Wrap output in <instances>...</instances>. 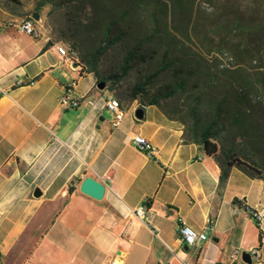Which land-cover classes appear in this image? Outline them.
Instances as JSON below:
<instances>
[{
  "label": "crops",
  "instance_id": "0c3cea01",
  "mask_svg": "<svg viewBox=\"0 0 264 264\" xmlns=\"http://www.w3.org/2000/svg\"><path fill=\"white\" fill-rule=\"evenodd\" d=\"M22 12L0 5V264H264V214L258 226L248 211L264 212V178L234 166L222 182L221 153L209 155L157 105L121 100L115 127L97 76L59 54L50 25L38 20V37L9 25ZM74 80L85 98L65 108L60 96ZM135 133L151 139L153 157ZM89 175L107 185L103 198L80 189ZM141 204L153 225L135 217ZM181 217L198 231L214 226L190 246Z\"/></svg>",
  "mask_w": 264,
  "mask_h": 264
},
{
  "label": "trees",
  "instance_id": "16d2710c",
  "mask_svg": "<svg viewBox=\"0 0 264 264\" xmlns=\"http://www.w3.org/2000/svg\"><path fill=\"white\" fill-rule=\"evenodd\" d=\"M241 1L43 0L36 11L47 2L67 5L71 29L64 38L81 71L106 84L136 72L128 96L181 121L209 155L220 152L224 182L234 166L264 178V40L252 42L264 32V20L241 10ZM118 49V62L104 69ZM168 73L172 82L153 93L151 87ZM259 237L262 246L263 230Z\"/></svg>",
  "mask_w": 264,
  "mask_h": 264
},
{
  "label": "rangeland",
  "instance_id": "374dc122",
  "mask_svg": "<svg viewBox=\"0 0 264 264\" xmlns=\"http://www.w3.org/2000/svg\"><path fill=\"white\" fill-rule=\"evenodd\" d=\"M42 1L43 0H0V5L6 8H11L12 10H15L16 12L24 10V12H22V15L20 16V19H22V18H26V17L33 15L35 12H38L36 10L39 9V3ZM241 2H242L241 10H245L246 12H248V14L254 13L257 15V17L261 21L264 20V1L263 0H242ZM57 3H59V5H56L55 3L47 2L45 7H43L42 10L38 12L41 15V18L39 19V21L43 20L44 23L50 25L53 30L52 32L56 34V37L58 38V40L59 41L62 40L63 42H66L68 44V42L64 38V32L67 33L71 29L68 23L67 17H66L67 5H61L60 2H57ZM32 4H34L33 6H36L34 9V12H31V10L28 11V9H25V8L30 7ZM203 6L207 9V11L212 10V7L207 4H204ZM85 13H86L85 11L78 12V14L83 17ZM200 35L203 36L204 34H200ZM259 35L261 37H259ZM259 35L253 36L254 38V39L252 38L253 44H257L259 42L261 43L264 40V32H261ZM78 37H81L82 39H84L85 33H81L80 35H78ZM217 40H218V37L213 36V42ZM205 41L208 42L207 40ZM85 45L87 46V44ZM110 54L111 55L109 59L107 60V65L103 66L104 69H106V66L110 68L111 63L112 64L117 63L118 62L117 60L121 57V51L119 49L111 51ZM209 56L211 58L213 55H209ZM136 75L137 73L134 72L132 74V77L130 78L128 77L123 82L121 81L118 84L108 82L107 83L108 86L105 89L98 88L97 90L100 91L101 93L103 92L107 93V96H115L119 98L120 100L133 102L135 100H133L130 96H128V92H129L128 90L130 88L129 86L130 82L132 80H135ZM172 80H173V77H171V74L168 73V74L162 75L161 77L158 78L155 85L151 87V91L153 93H159L161 88L171 83ZM165 99H169V98H165ZM137 101L140 103L139 100ZM165 102L170 104L169 100ZM170 105H173V103ZM148 111H151V109L149 108ZM182 111L185 115H187L188 113L187 106L184 105V107H182Z\"/></svg>",
  "mask_w": 264,
  "mask_h": 264
},
{
  "label": "built area",
  "instance_id": "2783aa9c",
  "mask_svg": "<svg viewBox=\"0 0 264 264\" xmlns=\"http://www.w3.org/2000/svg\"><path fill=\"white\" fill-rule=\"evenodd\" d=\"M17 28L19 31L30 34L32 36L38 37L40 35V27L38 25V21L33 17V15L22 18L18 20L17 22H13L12 24H9ZM66 49H69V46L66 42H61L58 44L57 50L60 55L66 57ZM72 61V64L74 61L73 58H70ZM229 60H232V57L228 58ZM77 86V82L74 80L73 83L66 86L64 93L60 96V102L65 108H75L80 106L81 102L84 100L85 96L83 95H74V90ZM89 104H93L94 100L89 99ZM105 107L110 109L113 112V120L112 124L117 127L120 125L124 118L125 110L124 108L116 107L115 104H113L112 96H107L105 99ZM132 142L133 144L139 149V150H145L147 153H149L150 157H153L156 154V148L153 145L151 139L147 136H145L142 133H135L132 136ZM250 212L260 219L264 212L258 211L257 209H253L251 207H248ZM134 215L136 218H138L141 222L146 224H152V214L150 213L149 208L146 204H141L136 209L133 210ZM213 220L209 219L206 223L205 229L203 231H198L195 228H193L191 225L187 223V221L181 217L179 219L177 232L180 236V238L185 241L188 245L193 246L196 245L199 241L206 240L208 238V233L210 230L213 229ZM253 253L259 257L260 256V249L255 248ZM233 258L237 257V253L232 254ZM104 264H115V262H105Z\"/></svg>",
  "mask_w": 264,
  "mask_h": 264
},
{
  "label": "water",
  "instance_id": "95a60500",
  "mask_svg": "<svg viewBox=\"0 0 264 264\" xmlns=\"http://www.w3.org/2000/svg\"><path fill=\"white\" fill-rule=\"evenodd\" d=\"M33 17L36 20H39L40 19V13L35 12L33 14ZM73 65L75 67L80 66V64H78L77 62H73ZM106 86H107V84L103 80L99 81L98 84H97V87L99 89H105ZM144 113H145L144 106H141V107H139L136 110V116L138 118H141L142 119L144 117ZM101 119L104 120V117H101ZM76 182H77V178H73L71 180V183L72 184H75ZM80 189L83 192H85V193H87V194H89V195H91V196H93V197H95L97 199H101L106 194L107 185L102 180H100V179H98V178H96L94 176H90L89 175V176H86L84 178V180L82 181V183L80 185ZM42 194H43L42 189L40 187H37L36 190H35L34 195L35 196H41ZM244 259L245 260H250V256L245 255L244 256Z\"/></svg>",
  "mask_w": 264,
  "mask_h": 264
},
{
  "label": "bare ground",
  "instance_id": "6f19581e",
  "mask_svg": "<svg viewBox=\"0 0 264 264\" xmlns=\"http://www.w3.org/2000/svg\"><path fill=\"white\" fill-rule=\"evenodd\" d=\"M69 57H71L70 50L66 49V58H69ZM112 100H113V104H115L116 107L123 108L121 100L119 98L112 96ZM141 151L149 156V153H147L145 150H141Z\"/></svg>",
  "mask_w": 264,
  "mask_h": 264
}]
</instances>
